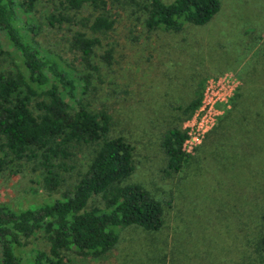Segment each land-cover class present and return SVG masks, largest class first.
Returning a JSON list of instances; mask_svg holds the SVG:
<instances>
[{
  "label": "rangeland",
  "instance_id": "rangeland-1",
  "mask_svg": "<svg viewBox=\"0 0 264 264\" xmlns=\"http://www.w3.org/2000/svg\"><path fill=\"white\" fill-rule=\"evenodd\" d=\"M111 7L115 27L97 54L106 62L84 98L96 111L109 112L112 133L135 147L131 181L163 202L165 224L156 232L127 226L111 251L100 256L70 251L68 264H264L259 251L264 229V0H221L209 22L186 24L180 31L148 29L142 10L128 1ZM39 9L33 21L38 46L44 55L71 62L67 27L45 21L49 4ZM0 44L3 67L15 68L12 58L19 56L1 30ZM109 48L108 61L102 57ZM225 72L235 73L241 83L227 102L216 103L219 114L210 132L221 123L222 144L212 141L209 132L183 171L168 173L161 142L180 112L174 108L189 103L201 86L204 93L209 80ZM90 149L77 151V170L86 169ZM77 170L66 176L60 192L72 191ZM49 198L30 165L0 171L1 204L22 210ZM36 249H48L42 232L28 238L20 254L27 257Z\"/></svg>",
  "mask_w": 264,
  "mask_h": 264
},
{
  "label": "trees",
  "instance_id": "trees-1",
  "mask_svg": "<svg viewBox=\"0 0 264 264\" xmlns=\"http://www.w3.org/2000/svg\"><path fill=\"white\" fill-rule=\"evenodd\" d=\"M117 1L122 0H0V30L19 56L12 58L15 68L0 62V171L30 165L50 196L22 210L0 203V264H68L65 254L70 251L94 256L111 251L127 226L156 232L165 224L163 202L131 181L135 147L112 133L109 112L96 111L84 98L106 62L97 54L115 27L111 5ZM125 1L142 10L150 30L203 25L221 8V0ZM45 3L51 6L45 21L67 27L74 54L69 63L44 55L38 46L33 21ZM112 50L102 58L109 61ZM202 89L189 103L174 108L180 112L162 133L168 173L183 171L194 158L183 151L187 133L182 123L200 105ZM224 131L220 123L206 135L212 133L210 139L221 145ZM86 148H91L86 169L77 170L76 153ZM75 170L72 191L60 192ZM39 232L48 249L23 257L20 251L27 239ZM259 251L264 262V229Z\"/></svg>",
  "mask_w": 264,
  "mask_h": 264
},
{
  "label": "built area",
  "instance_id": "built-area-1",
  "mask_svg": "<svg viewBox=\"0 0 264 264\" xmlns=\"http://www.w3.org/2000/svg\"><path fill=\"white\" fill-rule=\"evenodd\" d=\"M240 83L239 77L233 72H225L209 80L200 105L183 126L187 133L183 143V151L186 154L194 153L206 134L214 127L216 116L219 114L216 103L227 102L234 95Z\"/></svg>",
  "mask_w": 264,
  "mask_h": 264
}]
</instances>
